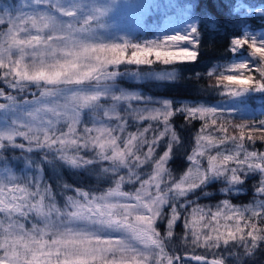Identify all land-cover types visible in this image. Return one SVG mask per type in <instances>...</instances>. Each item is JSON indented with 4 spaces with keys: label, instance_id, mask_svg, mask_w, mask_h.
Returning <instances> with one entry per match:
<instances>
[{
    "label": "clouds",
    "instance_id": "clouds-1",
    "mask_svg": "<svg viewBox=\"0 0 264 264\" xmlns=\"http://www.w3.org/2000/svg\"><path fill=\"white\" fill-rule=\"evenodd\" d=\"M54 8L62 10L59 4ZM44 15L51 23L47 28L42 25L38 39L21 37L25 44L0 39V68L11 65L18 69L4 73L18 107L11 123L0 126V147L21 138L40 153V159L27 158L34 174H15L11 181L8 176L0 177V191L19 185L26 197L23 205H17L25 210L12 224L2 226L0 246L14 244L23 255L46 242L55 248L65 240H108L113 238L111 233H120L114 253L118 259L150 262L173 242L171 224L180 213L177 205L183 209L191 203L188 195L206 185L201 158L208 163L222 158L224 150L212 153L223 144L200 137L186 157L189 166L177 173L170 161L174 146L182 145V140L173 130L169 108L163 103L166 100L158 107H134V102L145 97L139 91L116 86L119 65L110 68L98 61L95 53L84 51L115 43L95 41L87 19L77 24L75 19L63 21L48 12ZM208 76L212 85H217L216 76L211 72ZM206 108L216 110L217 118L228 123L216 108ZM129 120L135 123V132L128 131L125 122ZM145 120L149 121L146 128L141 127ZM149 129L157 134L153 136ZM166 137V150L157 155ZM44 164L52 173L50 177L44 174ZM62 168L77 174L83 171L92 183L77 188L64 178ZM213 177L228 182L220 188L222 193L234 187L218 172H209L207 182ZM251 205L234 208L243 215ZM169 214L173 219H167L161 233L157 221L163 222ZM126 218H135V226Z\"/></svg>",
    "mask_w": 264,
    "mask_h": 264
},
{
    "label": "snow or ice",
    "instance_id": "snow-or-ice-1",
    "mask_svg": "<svg viewBox=\"0 0 264 264\" xmlns=\"http://www.w3.org/2000/svg\"><path fill=\"white\" fill-rule=\"evenodd\" d=\"M60 3L61 0H19L18 4H5L0 8V26L6 25V27L0 28V39H7L17 44H25L26 41L21 39V37L30 35L38 39L43 30L42 25L43 28H47L48 24L51 23L45 18V12L50 13L53 17H58V15L75 17L78 11L83 8L82 3L78 2V0H73L68 7H61L62 10L57 11L54 5ZM98 15H103V12L94 10L93 14L88 16L87 21L95 19ZM192 33L191 37L175 35L168 37L166 41L153 42L148 45L128 43L108 46L100 45L98 48L94 46L84 51L88 55L95 53V58L105 66L129 63L134 65H152L155 61L149 57L153 55L156 61L162 62L164 65L172 64L176 60L193 61L197 57V52L190 51L188 48L181 47L178 51L164 50L172 48V45L182 41H190L193 45L197 44L194 39L195 28L192 29ZM232 45L233 51L248 45L253 55L260 57L264 61V42L257 44L254 39L251 41L248 39H234ZM128 49L132 50L130 56H126ZM248 68L245 63L235 64L230 71L233 73L238 72L240 73L239 75L226 74L224 76H216L215 82L217 85L227 88L230 95H240L242 91L250 88H254L257 91L264 90V63L257 68L262 79L256 80L255 83H253L254 78L252 76L244 74ZM15 71H18V69L13 68L11 65L6 68H0V81L5 84L8 76L4 75V73ZM167 75L170 76L171 74L168 73ZM233 85L235 87H232ZM8 89L10 91L0 88V110L14 111L18 107L15 102V92L11 88ZM140 101L144 102L140 103ZM140 101L134 102L133 106L153 105L148 98H142ZM163 103L169 108L170 120L174 115L173 105L170 101H163ZM158 104L160 105L161 101ZM175 111L186 113L187 117H189V122L191 119L204 121L200 132L196 135L195 143L200 137H203L205 140L218 141L220 144L231 141L234 149L239 148L236 151L227 150L228 154L224 152L222 158H213L211 163L207 162L205 183L208 181L209 172H218L220 176H227L230 182L229 186L239 185L243 182L240 175L242 172L245 175L251 172H259L260 174L259 185L256 187V192L260 194V197L243 215L238 210H235L229 200H225L220 206H217L214 212L210 208L205 210V208L197 205L189 214L190 219L188 217L185 218L184 225L188 231L184 235L183 242L186 247L192 249V259L202 261L203 264H227V256L216 251L223 247L226 250L232 249V251L228 252V255L235 258V264H243V258L251 256L259 247L260 242L264 241V226H258L257 223L264 224V152L249 151L246 148L244 138L246 135L245 129L249 126L247 123L235 124L234 128L239 129V135H229L227 123L218 124V121L222 120L217 118L216 110L204 106L192 107L184 105L176 108ZM125 123H128V121ZM217 125L218 131L223 134L220 137H215L208 132V129ZM259 125L264 128V120H260ZM144 127L146 128L147 126ZM149 131L152 132L153 136L157 134L152 129H149ZM253 131H256V129L253 128ZM247 136L249 141L255 139L251 133H247ZM259 138L264 140V135ZM19 140L22 139L15 138L12 143H8L5 147H0V161L7 159L5 152L10 148L26 149V152L22 153L26 159L29 157L28 153H32L35 150L27 141L23 143L19 142ZM232 164H235V167L231 166ZM4 176H8L10 181L15 180V174L12 169L6 166L0 167V177ZM25 199L22 186L19 185L9 186L0 191V232L4 230L2 226L12 224L16 216L25 210L23 207L17 208V205L24 204ZM34 203L35 201L33 200ZM177 210L179 211L178 207ZM168 219L172 220L173 217L169 215ZM179 219L180 213L178 218L171 224L173 236L174 225ZM126 220L130 226H135V218H126ZM113 234H115L112 235L113 238L108 240H65L55 248L51 247V242H46L40 244L37 249H30L29 252H25L23 255L16 245H3L0 246V264H156L157 260L159 264H179L182 259L180 255L176 254L175 249L170 253L167 247L150 262L139 258L135 259V262L133 260L118 259L114 253L120 243V239L116 237H121V234ZM233 242L243 247V253H238L234 250ZM196 248H204L206 253L210 252L213 258L209 260L206 254H195Z\"/></svg>",
    "mask_w": 264,
    "mask_h": 264
},
{
    "label": "trees",
    "instance_id": "trees-1",
    "mask_svg": "<svg viewBox=\"0 0 264 264\" xmlns=\"http://www.w3.org/2000/svg\"><path fill=\"white\" fill-rule=\"evenodd\" d=\"M184 1L190 3L191 12L196 19L195 40L197 41V44L194 45V51L197 52L196 59L193 61L176 60L172 64L164 65L162 62L156 61L154 58L153 61H155V63L150 67L156 69H169L172 72V78L170 80H168L169 78L165 79L159 77L148 78L146 80L116 78V81L120 82V84L125 87H137L145 90L150 95L165 96L168 98V101L172 103L174 115L170 118V122L173 125V130L178 132L182 140V145L174 146V158L170 161L172 168L177 173L182 172L189 166L186 157L187 155H190L195 145L196 135L200 132L204 121L191 119L189 122V117H187L186 113L176 112L175 109L183 107L184 105L192 107L202 105L204 107H209V98L216 96L218 87L221 85L213 86L212 84L214 81L210 79L208 74L211 72L213 76H218L221 72H225L228 62L238 54L237 51L232 50V41L234 39H242V31L248 27L247 23L250 22L257 25H262L264 23L261 18L263 14H256L251 9L254 5L264 3V0ZM243 59L245 60L246 58ZM262 63H264V61L261 59L260 63H257L254 68L251 67L254 72L251 75L254 78L253 81L262 79L257 71V68L261 66ZM1 85L2 84H0V88H4L6 91V86L2 87ZM247 103L251 104L250 106L252 107L251 109L249 108L250 111L248 113L245 112L244 114H238L236 111L232 112L219 108L216 109L227 119L229 135H239V129L234 128L232 126L233 124H239L240 122L249 124L245 129L246 135L244 143L254 151L264 152V140L259 138L261 135H264V128L259 125V121L264 119V103H262V105H259V103L256 102L252 104L249 103V101ZM224 122L225 121H218V124ZM148 123L149 121L141 122V127L147 126ZM128 125V131H136V126L133 121L129 120ZM253 128H255L256 131H253ZM208 132L215 137L223 135L218 131V125L212 126L208 129ZM247 133H251L255 139L249 141ZM167 139L168 138L166 137L165 141L161 142L157 149V155H162L163 151L166 150L165 142ZM19 142L24 143L22 140H19ZM225 144L229 145L231 144V141H228ZM24 152H26V149H8L5 152V157L7 159L0 161V167L6 166L11 168L14 174H34L35 169L30 166L28 159L22 154ZM28 156H35L36 159H40L39 150H34L32 153H28ZM43 167L45 176L50 177L52 173L47 164H44ZM61 173L69 183L77 188L92 183L91 178L83 171L77 174L68 168H62ZM242 179L243 182L239 185H235L228 193H219L216 191L218 186L223 185V181L216 178L211 179L205 186L190 193L186 199L191 203H187L183 209H179L180 219L174 225L173 242L168 245L167 250L171 253L173 249H175L176 254L182 257V261L191 264L190 257L193 254L192 249L186 247L183 242L184 235L186 231H188L185 229L184 224L185 218L188 217L190 219L189 214L197 205L205 208V210L210 208L214 212L216 211L217 206L221 205L220 202L224 199H228L233 207H243L248 204H255L260 197V194L256 192V187L259 185L260 181L259 172L244 174ZM49 183L54 184V181L49 180ZM236 188L238 190H236ZM203 190H206V192L211 194L202 195V193L205 192ZM181 203H184V201L181 200ZM177 207L179 208V205H177ZM165 212L169 213V209L165 208ZM169 215L165 216L163 222L157 221V227L161 233H164L166 230ZM257 223L258 226H264V224H260V222ZM245 231H247V229H245ZM233 247L238 253H243L244 251L243 247L239 244H235V242H233ZM216 251L224 253L227 256V264H235V262L231 260V258L233 259V256L228 255V252L232 251V249L226 250L222 247ZM195 254L211 255L210 252L206 253L204 248H196ZM194 263L197 264L198 260H195ZM243 264H264V241L260 242L259 247L251 256H245L243 258Z\"/></svg>",
    "mask_w": 264,
    "mask_h": 264
},
{
    "label": "rangeland",
    "instance_id": "rangeland-1",
    "mask_svg": "<svg viewBox=\"0 0 264 264\" xmlns=\"http://www.w3.org/2000/svg\"><path fill=\"white\" fill-rule=\"evenodd\" d=\"M72 2L73 0H61L59 6L68 7ZM78 2L83 4V8L78 11L77 16L69 18L58 15V18L63 21L75 19L77 24H81L85 19H88L89 15L93 14L94 10L102 11L103 15H98L95 19L88 21V25L91 27L92 38L95 41L102 43L148 45L153 42L159 43L166 41L168 37L175 35L191 37L193 35L192 29L195 28L196 25V19L191 12V5L189 2H185L184 0H119L118 4L114 3V0H78ZM9 3L18 4L19 0H0V8ZM251 9L256 14H263L261 18L264 22V3L254 5ZM247 24L248 27L243 29L241 38L248 39L249 41L254 39L257 44L264 42V23L262 25L250 22ZM4 27H6V25L0 26V28ZM181 47L194 51V45L190 41L178 42L177 44L172 45V48L164 50L178 51ZM131 51V49H128L126 56H130ZM236 51L238 53L237 56L228 62L224 73L234 74L230 71L231 67L235 64L245 63L249 67L245 70V73L246 75L251 76L254 73L251 67L254 68L257 63H260V57L253 55L248 45L238 48ZM149 58L154 60L155 56L153 55ZM243 58L246 59L244 60ZM150 66L151 65H119L117 68V71L119 72L117 78L120 77L131 80H146L148 78L157 77L165 79L169 78L168 80H170L172 78V72L169 69H156ZM110 68H112V66H110ZM168 73L171 75L168 76ZM157 74L160 75L158 76ZM0 82L2 87L6 86L3 81ZM253 83H255V81H253ZM115 84L119 88H124L130 91H139L142 97L148 98L149 102L157 107L159 106V101H168V98L165 96L150 95L145 90L137 87H125L117 81ZM5 88L6 91H9L7 86ZM27 98L31 99L30 93ZM247 100L249 103L253 104L256 102L259 103V105H262V103H264V90L257 91L254 88H250L246 91H242L240 95H230L224 90L223 86H220L218 87L216 96L209 98L208 106L232 112L236 111L238 114H244L245 112L248 113L252 107L250 106L251 104L247 103ZM143 102L144 101H140V103ZM15 116L16 113L14 111L0 110V126L9 125ZM24 143L26 142L24 141ZM245 146L249 151H254L246 144ZM233 147L234 145L232 143L229 145H219L215 150H213L212 154H215L217 150H224L225 154H228L227 150ZM201 163L204 168L207 167L206 158H201ZM231 166L235 167V164H232ZM185 170L186 168L183 171ZM240 175L241 178H243L244 173L242 172ZM212 179H215V177ZM221 181H223V185L216 188V191L219 193L221 192L220 188L227 186L228 183L224 180ZM237 188L236 190L239 189ZM58 199L62 202L63 198L59 197ZM25 223H27V221H25ZM110 235L115 234L111 233ZM207 258L210 260L213 257L209 255ZM231 260L235 262L234 257L233 259L231 258ZM194 261L195 260H191V264H195ZM179 264L187 263L181 260ZM197 264H203V262L198 261Z\"/></svg>",
    "mask_w": 264,
    "mask_h": 264
},
{
    "label": "water",
    "instance_id": "water-1",
    "mask_svg": "<svg viewBox=\"0 0 264 264\" xmlns=\"http://www.w3.org/2000/svg\"><path fill=\"white\" fill-rule=\"evenodd\" d=\"M190 258H191V257H190ZM191 260H194V259L191 258Z\"/></svg>",
    "mask_w": 264,
    "mask_h": 264
}]
</instances>
